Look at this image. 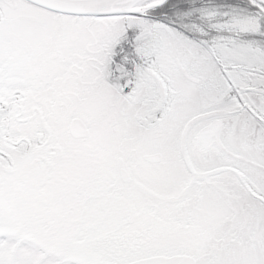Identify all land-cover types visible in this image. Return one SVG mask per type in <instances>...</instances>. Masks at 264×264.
Listing matches in <instances>:
<instances>
[{
	"label": "snow or ice",
	"instance_id": "1",
	"mask_svg": "<svg viewBox=\"0 0 264 264\" xmlns=\"http://www.w3.org/2000/svg\"><path fill=\"white\" fill-rule=\"evenodd\" d=\"M0 264H264V0H0Z\"/></svg>",
	"mask_w": 264,
	"mask_h": 264
}]
</instances>
